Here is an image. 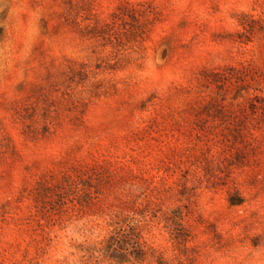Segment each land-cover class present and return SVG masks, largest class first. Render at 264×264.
<instances>
[{
  "label": "rangeland",
  "instance_id": "rangeland-1",
  "mask_svg": "<svg viewBox=\"0 0 264 264\" xmlns=\"http://www.w3.org/2000/svg\"><path fill=\"white\" fill-rule=\"evenodd\" d=\"M0 264H264V0H0Z\"/></svg>",
  "mask_w": 264,
  "mask_h": 264
}]
</instances>
